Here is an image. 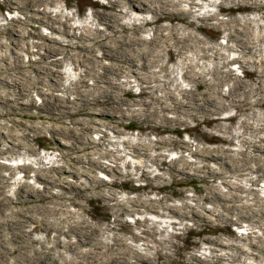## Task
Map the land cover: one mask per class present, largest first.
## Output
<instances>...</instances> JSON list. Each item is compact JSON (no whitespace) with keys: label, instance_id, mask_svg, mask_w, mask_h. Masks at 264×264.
<instances>
[{"label":"rangeland","instance_id":"obj_1","mask_svg":"<svg viewBox=\"0 0 264 264\" xmlns=\"http://www.w3.org/2000/svg\"><path fill=\"white\" fill-rule=\"evenodd\" d=\"M110 1L112 2V0L48 1L45 7L49 14L51 16L58 14L50 26L37 19V16L42 14L43 6H38L37 10L32 9L27 14L16 3L0 0V96L9 100V103H6L0 98V180L6 182L0 189V199L4 201L0 205V210L5 207V212H8L19 206L16 201L18 192L27 188L26 185L24 187L23 182L31 183L34 188L39 189L49 186V194H55L63 189V186L62 188L51 186L44 180H36L35 175L39 171L54 175L55 172L49 170L52 164L66 165L67 161L74 163L69 157L73 156L72 159H75L74 155L79 153L71 152L68 153L69 156L60 158L59 154L68 150L69 141L49 130L50 127L56 132L73 128L82 130V136L87 138L85 143L87 150L97 154L102 153L100 158L102 162H108L113 155L122 156L119 160L122 167L129 161V166L122 168L123 173L115 172L113 176L107 170H95V176L105 183L102 186L104 189L109 188L116 194L118 200L123 201L160 199L161 206H157L156 210L165 213L159 215L154 210L143 213L127 212L96 195L85 197L80 205L62 206L70 211L80 210L81 215L77 216L76 213L72 217L83 218L96 226L100 238L109 236V239L116 236L139 250L144 244L148 245L150 248L147 253L152 257V262L156 261L158 264H185L189 256L206 257V263L201 264H264V149L256 150L243 140L246 138L254 140L259 137L264 139V103H254L253 99L256 95L250 96L242 105L231 106L229 100L234 97L226 98L223 95L228 91V84L224 83L219 89L222 97L217 95L216 98L225 104L223 109L218 110L219 112L205 116L200 114L194 118L186 116L184 121L172 123L170 129L164 130L160 125L155 129L153 124L142 119L143 111L140 110L143 105L130 106L131 99L154 100L153 98L163 95L161 91L170 92L175 85L178 88L191 89L198 94V97H202L203 90L202 84L182 78L184 70L181 68V59L178 55L164 54L154 67L164 66L159 80L153 83L154 88H142L134 77H129L130 87L118 96L122 101L124 99L123 106L128 105L130 110L118 118L119 122L114 130L107 129L103 125H97V128L90 126L91 119L102 118L104 121L108 119L109 114L114 118L119 116L105 107H98L88 114L74 112V109H68V112L63 113L52 111L50 113L54 118L51 119L46 117V112L36 109L30 111L43 113L45 117H28L27 110H18L16 114H10L9 111L13 107L10 102L11 97L18 100L12 104L20 108H23L28 100H32L34 107L40 106L43 100L50 101L52 96L64 103L68 102L71 106L78 86L83 84L85 88H90L94 83V77L91 74L85 75L83 67L78 66L77 69H73L72 57H78L83 50L76 47V38L58 31L57 28L63 27L62 24L59 27L61 21L65 20L69 26L76 27L72 30L78 35L79 27L82 25L90 28L93 26L105 28L103 21L96 14L114 11L120 23L136 25V32L126 29L128 35L142 38L154 36L159 27L162 29L169 23L162 18L157 20L158 15L152 12L137 13L127 6L113 5ZM197 1L200 3L199 6L184 15L182 22L172 21L173 31L177 33L180 27H183L187 34L203 39V45L206 47L220 48L231 58L234 54L228 50L231 42L224 27L206 25L204 28H197V17L213 14L218 19L230 21L231 24L244 18L256 22L259 12L253 6L254 0ZM261 1L264 5V0ZM220 4L224 5V10H221ZM29 14V17L32 16L30 19L27 17ZM262 21L264 22V19ZM8 23L12 26L7 30L5 28ZM102 38L103 33H100L96 40ZM85 42L90 45L93 41ZM41 43L52 44L54 47L49 45L51 47L49 50L41 49L39 47ZM258 48L264 65V41L260 42ZM47 51H50L49 54ZM41 52L50 56L45 55L38 60ZM92 54L95 60H99L94 62L96 71L101 72L100 65L110 60L107 56L102 57L103 51L100 47H96ZM52 60L53 65L49 64ZM192 62L194 72H202L206 80L211 77L208 73L212 66L210 60L204 65L200 60L193 59ZM49 67L54 71L51 78H43L37 82V77H44V74H47L46 69L50 70ZM228 67L233 70L232 73L240 75L243 79L254 80L249 71L238 63L229 64ZM118 78L120 82L124 81L123 76ZM53 82L59 83L52 91L50 86ZM181 93V90L176 91L177 97ZM262 94L264 98V88ZM111 96L114 97V94ZM166 114L169 117L173 115L171 112ZM243 118L250 126L262 127V129L248 130L244 136H241L242 129L239 125ZM157 123L160 121L158 120ZM28 125H34L37 129L28 128ZM7 130L11 132L12 138L5 135ZM124 140L130 143H142L141 145H148L154 141L158 147L150 149L147 157H131L125 154ZM156 154L159 156H155ZM75 165L78 169H82V163L78 162ZM245 166L248 168L245 169ZM256 166L259 170H254ZM237 167L239 170H235ZM127 170H129L128 174ZM154 175H157V178ZM62 177L68 182L73 181V177L67 172H64ZM84 179L83 185L91 182L90 176ZM67 194L71 198L75 196L74 193ZM24 197L27 196H22ZM66 203L69 201L66 200ZM47 217L51 224L62 219L55 213H49ZM36 223H26L24 230L30 233L34 246L39 247L40 240L46 236V233L38 227L33 230L38 225ZM50 233L54 231L51 229ZM209 239L212 243L220 244L216 246L217 250L214 252L209 248L214 246L208 243ZM53 244L52 239H47L43 243L45 248H50ZM253 244L260 246V250H255ZM58 250L59 248L55 247L50 252L56 255ZM246 250H251L259 257L249 258L244 254Z\"/></svg>","mask_w":264,"mask_h":264},{"label":"bare ground","instance_id":"obj_2","mask_svg":"<svg viewBox=\"0 0 264 264\" xmlns=\"http://www.w3.org/2000/svg\"><path fill=\"white\" fill-rule=\"evenodd\" d=\"M6 1L8 3H16L18 7L24 9L27 14L30 10H37L38 6H43L42 14L41 16H37V19L50 26H52V23L56 20L55 17L58 16V14L51 16L49 14L50 12L45 7L46 2H51L52 0ZM261 2V0L253 1L254 8H257V11L259 12V15L255 19L256 22L252 21L250 18H244L239 22L231 24L230 21L220 18L218 19L213 14L197 17V28H204L206 25L224 27V30L227 31L228 40L231 42L228 46V50L234 54L231 58L228 57V53L221 51L220 48H213L211 46L206 47L203 45V39H198L195 36L187 34L183 27H180L179 32L177 33L173 31L172 21L177 20L182 22L184 15L191 13L194 7L199 6L200 3L197 0H112L111 3L113 5L127 6L129 9L137 13L149 11L158 15L157 20L162 18L169 21V23L164 25L162 29L159 27L156 34L149 38L128 35L126 29H131L133 32H136V25L120 23L114 11H107L98 15L96 14V16L103 21L105 28L97 26L90 28L86 25H82L79 27L80 33L78 35L72 30L76 27L69 26L65 20L61 21L59 27L61 24L63 27H56L58 31L64 35L76 38V47H80L81 50H83V53L78 56L80 58L77 56L72 57L71 60L74 65L73 69H77L78 66L83 67L85 75L91 74L92 77H94V83L91 84L90 88H85L83 84L79 85L76 89V97L71 102V106H69L68 102L64 103L62 100L52 96L50 101H47V99L45 101L43 100L42 105L36 107L33 106L32 100H28L24 103L25 105L23 106V109L15 107L12 102L18 100L11 97L10 102L13 107H11V111L9 112L10 114H16L18 110H27L28 117L40 118L45 117V115L40 112H34L35 110H30H43L47 113L46 117L51 119L54 118L50 113L52 111L63 113L65 111L68 112V109H74V112H84L88 114L98 107H105L108 111L116 113L119 116L114 118L112 114H109L108 119L104 121L102 118L100 120H96L97 118L91 119L90 126L97 128V125H103L107 129L114 130L119 122L118 118L130 110L128 105L126 107L123 106L124 99L122 101L120 96H118L119 93L130 87L131 80L129 77H134L142 88H154L153 83L159 80V75L163 73L164 66L159 65L158 68L154 67L164 54H168L169 56L176 54L180 57L181 68L184 70L182 78L188 81H195L200 85L202 84V97H198V94L194 93L191 89H182L175 85L170 92L161 91L163 92V95L153 98L154 100L151 99L152 101L142 98L131 99L130 106L134 104L139 106L143 105V108L141 107L140 110L143 111L142 119L153 124V128L157 129L159 127L158 125H160L161 128L167 130L172 128V123L177 121L182 122L187 117L194 118L200 114L205 116L209 113L223 109L225 104H222V102H219V99L217 100L216 98L217 95L221 96L219 89L224 83L228 84V91L223 95L226 98L230 96L234 97L229 100V105H242L253 95H256L253 99L254 103L263 104L264 98L262 91L264 88V65L262 64L263 59L259 54L260 48H258L260 42L264 41V22L262 21L264 19V5H262ZM221 10H224V5H221ZM30 14L27 16L29 19L32 17H29ZM65 19L67 20L68 18L66 17ZM11 26L12 24L8 23L5 29L8 30ZM100 33H103V38L101 40H96ZM86 40H91L93 42L88 45L85 42ZM49 45L50 44L47 43H41L39 47L41 49L46 48V50H49L52 47V44L50 45L51 47ZM96 47L102 49V57L107 56L110 60L109 62L100 65L102 69L101 72L96 71L94 64L95 61H99L97 59L95 60L92 54ZM50 51H47V53L49 54ZM47 53L41 52L38 60L42 59L45 55H47L46 57L50 56ZM193 59L200 60L203 65L207 60L212 62V66L208 71L211 77L208 80L204 79L202 72L193 71ZM53 63L52 60L49 64L53 65ZM232 63H238L242 68L249 71L248 73L254 77V80L248 81L243 79L240 75L232 73L233 70L228 67L229 64ZM49 68L50 70L48 68L46 69L47 74H44V77H37V82L41 81L43 78H51L54 71L51 67ZM92 72L95 73L92 74ZM119 76H123L124 81L120 82L118 78ZM25 77L27 78V76ZM55 79L56 78H54V80ZM58 83L53 82L50 86V90L53 91V89H56ZM22 88L26 91V88L23 86ZM178 90H181L182 93L177 97L176 91ZM142 92L143 91H141V93ZM25 94L28 96L27 92ZM112 94H114V97L111 96ZM0 98L4 99L6 103H9V100L3 96H0ZM166 112H171L173 115L169 117ZM158 120L160 123H157ZM27 127L37 129L34 125H28ZM239 128L242 129L240 130L241 136H244L248 130L257 131L262 129V127L256 128L250 126L244 118L240 122ZM49 130L59 134L61 138L69 141L67 144L68 150L59 154L60 158L71 152L79 154L74 155L76 160L72 159L73 156L69 157L72 162L74 161L73 164L69 161L66 162V165L52 164L49 167V170L54 171V175H49L46 171H39L36 173V180H44L51 186H63V189L59 192L49 194V186H43L39 189L34 188L31 183L23 182L24 187L26 185L27 188L23 187L24 189L21 192H18V198L16 197V201L19 206L15 210L10 209L8 212H5L6 208L2 207V210H0V264H158L156 261L152 262V257L147 253L148 248H150L148 245L144 244L143 248L139 250L133 248L131 245L125 243L116 236H112L109 239V236L100 238L96 226L88 223L83 218L77 217L81 215L79 212L80 210L76 212L70 211L68 208H62V206H67V204L80 205L82 199L85 197L90 198L96 195L107 202H112L113 206L120 207L127 212L143 213L149 210H154L155 212H158L159 215H165L164 212L156 210L157 206H161L159 205L162 203L160 202L161 200L151 199L144 201L140 200L138 202H133L131 199H126L124 201L118 200L116 194L112 190L109 188L104 189L102 187L105 183L101 178L96 177L94 172L97 169L107 170L112 176L115 172L123 173L122 168L128 167L129 161H127L122 167L119 164V160L122 156L113 155V158L108 159V162H102L100 160V158H102L101 152L97 154L96 152L89 151L85 148L87 138L82 136V130H74L71 128L70 130L65 129V131L62 129L61 131L59 130L56 132L54 128L51 127ZM10 133L11 132L7 130L5 135L12 138ZM243 140L256 150L264 149V139L261 137L254 140L247 138ZM141 144L130 143L124 140L123 147L125 149V154L131 157H147L149 156L148 151L150 149L158 147V144L156 145L154 141L148 145ZM155 156L159 155L156 154ZM78 162L83 164L82 169L76 167L75 163ZM247 168L248 167L245 166V169ZM258 168L259 167L256 166L254 170H259ZM235 170H239L238 167L237 169L235 168ZM64 172L69 173L73 177L72 182H68L62 177ZM126 173L128 174L129 170H127ZM144 175L146 176L147 174ZM88 176H90L91 182L87 185H83L84 178ZM154 177L157 178V175H154ZM5 183V181L0 180V189L4 187ZM63 183H66L67 185ZM67 193H74L73 195L75 196L71 198ZM24 195L27 197L22 198ZM66 200H68L69 203H66ZM2 202L4 201L0 199V205ZM49 213L58 214L62 219H59L55 224H51L47 220V214ZM76 213V218H73V215ZM29 222L38 223L33 230H36L38 227L39 230H43L46 233V236L40 240L39 247L34 246L30 233L24 230L26 223ZM51 229L54 231L52 234L50 233ZM47 239H52L54 242L50 248H45L43 245ZM207 241L208 243H212L210 239ZM212 244H214V246H209V248L211 252H214L217 250L216 246L220 244H218V242ZM55 247L59 248V250L56 255H52L50 250ZM252 247L255 248V250H260V246L256 244H253ZM244 254L251 259L259 257L258 254L251 252V250H246ZM54 261L55 263H53ZM201 263H206V257L189 256L188 260L185 261V264Z\"/></svg>","mask_w":264,"mask_h":264}]
</instances>
